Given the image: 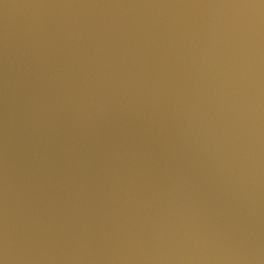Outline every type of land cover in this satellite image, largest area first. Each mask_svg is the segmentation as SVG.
I'll return each mask as SVG.
<instances>
[{
	"label": "water",
	"instance_id": "1",
	"mask_svg": "<svg viewBox=\"0 0 264 264\" xmlns=\"http://www.w3.org/2000/svg\"><path fill=\"white\" fill-rule=\"evenodd\" d=\"M259 2L0 0L8 264H264Z\"/></svg>",
	"mask_w": 264,
	"mask_h": 264
},
{
	"label": "clouds",
	"instance_id": "2",
	"mask_svg": "<svg viewBox=\"0 0 264 264\" xmlns=\"http://www.w3.org/2000/svg\"><path fill=\"white\" fill-rule=\"evenodd\" d=\"M221 7H227V8H235V9H249V10H256L259 9L261 12H258L257 15H264V0H260V2L257 3H238V4H227V5H221ZM252 25V21L250 18H239L236 21V27L240 28L242 30H247ZM9 261V255L7 250V239L5 238V244H4V250L3 254L0 255V264H8Z\"/></svg>",
	"mask_w": 264,
	"mask_h": 264
}]
</instances>
